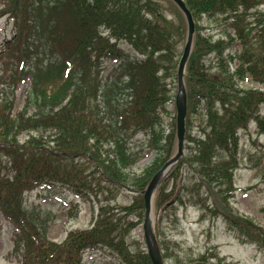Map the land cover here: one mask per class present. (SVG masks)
I'll use <instances>...</instances> for the list:
<instances>
[{
	"label": "trees",
	"instance_id": "trees-1",
	"mask_svg": "<svg viewBox=\"0 0 264 264\" xmlns=\"http://www.w3.org/2000/svg\"><path fill=\"white\" fill-rule=\"evenodd\" d=\"M163 1L179 23L157 0H0V17L14 28L0 50V215L13 231L7 260L86 264V252L102 250L117 264H152L130 236L143 223L147 186L176 152V113L168 132L162 124L186 31L176 5ZM184 1L195 21L184 75V152L156 190L154 210L167 223L177 203L197 205L201 219H221L240 244L262 251L264 227L229 201L240 166L239 131L251 122L264 131V91L242 87L247 79L264 85V12L257 9L264 0ZM204 17L224 25L218 39L204 35ZM236 44L240 51L231 53ZM210 56L214 68L206 65ZM138 134L156 155L136 175L131 167L140 155L130 144ZM57 185L78 199L104 202L89 228L69 231L62 242L48 238L47 221L26 205L28 193ZM123 188L135 193L128 205L116 202ZM204 188L222 199L210 203ZM156 244L164 264H231L216 247L185 259L163 225Z\"/></svg>",
	"mask_w": 264,
	"mask_h": 264
},
{
	"label": "rangeland",
	"instance_id": "rangeland-1",
	"mask_svg": "<svg viewBox=\"0 0 264 264\" xmlns=\"http://www.w3.org/2000/svg\"><path fill=\"white\" fill-rule=\"evenodd\" d=\"M157 1L164 5L170 19L177 23L181 21L180 15L173 7H169L163 0ZM257 9L264 12V3ZM199 26L203 27L204 35L213 40L218 39L224 29L222 23L207 17L202 19ZM13 33V20L8 16L0 17V50L6 41L12 39ZM185 43L186 40H184V45L179 48L181 52ZM120 48L128 53H133L130 46L125 43L120 44ZM229 51L231 53L240 51V46L236 44ZM206 65L215 67L213 56L206 59ZM242 87L245 89L258 88L264 91V85L253 83L250 79H247ZM27 88L28 84L22 85L16 92L15 110L22 106L24 90ZM172 94V101L167 107L168 115L163 118L162 124V129L166 132L170 126V119L175 114V98L177 96L175 84ZM260 113L264 117V105L261 106ZM194 131L198 132L199 130L195 127ZM25 137L26 133H23L19 138L20 141L22 142ZM143 139V135L138 134L130 144L131 152L140 155V160L131 167L132 173L136 175L141 174L156 155L154 151L146 150ZM238 157L240 166L234 173L235 192L229 201L230 206L239 214L255 220L264 227V131L262 132L255 122H251L248 129L239 131ZM183 178L184 175L177 181L175 197L180 193ZM217 191V189L213 192L211 189L204 188L203 195L204 197L208 196L209 202L214 204L222 199ZM134 195L135 193L130 189L123 188L118 194L116 202L120 205H128L132 202ZM184 199L188 200V192H185ZM102 203H104L102 196L97 198L92 195L88 200H81L58 185L35 190L26 195V205L34 213H39L43 221H47L48 238L55 242H62L71 230L89 228ZM163 219L162 213H156L153 209L152 236L156 247V230L158 225H163L166 227V234L173 241L179 242L183 249L181 255L185 259H188V254L198 255L207 249L216 247L220 255L225 256L231 264H264V250H258L249 244H240L232 234L226 231L225 224L221 219L218 221H212L210 217L201 219V211L197 205L189 204L185 207L177 203L170 222L162 223ZM12 237V227L0 215V264H19L16 260L9 261L6 258L12 249ZM130 241L138 242L142 249L147 247L143 224H140L131 233ZM84 262L86 264H117L113 257L102 250L86 252Z\"/></svg>",
	"mask_w": 264,
	"mask_h": 264
},
{
	"label": "water",
	"instance_id": "water-1",
	"mask_svg": "<svg viewBox=\"0 0 264 264\" xmlns=\"http://www.w3.org/2000/svg\"><path fill=\"white\" fill-rule=\"evenodd\" d=\"M173 1L179 10L184 15L186 25H187V35H186V43L184 46V50L180 61L178 63L177 71H176V79H177V96L175 99L176 102V135H177V151L174 157H172L163 167L162 169L153 177L150 184L148 185L145 194H144V205H145V217L143 222L144 234L146 237L147 243V253L151 258L153 264H162L160 259H156L154 254L151 251L148 236H147V221L152 212L153 208V195L163 179V175L167 172L182 156L183 148H184V135H185V117L187 112L186 106V89L184 86V73H185V65L190 55L195 24L192 17L191 12L186 7L184 0H171Z\"/></svg>",
	"mask_w": 264,
	"mask_h": 264
},
{
	"label": "bare ground",
	"instance_id": "bare-ground-1",
	"mask_svg": "<svg viewBox=\"0 0 264 264\" xmlns=\"http://www.w3.org/2000/svg\"><path fill=\"white\" fill-rule=\"evenodd\" d=\"M167 175V172L164 174V176ZM147 236H148V242H149V245H150V248H151V251L152 253L154 254L155 258L156 259H159L160 258V255H159V252L154 244V241H153V236H152V213L151 215L149 216L148 218V221H147Z\"/></svg>",
	"mask_w": 264,
	"mask_h": 264
}]
</instances>
